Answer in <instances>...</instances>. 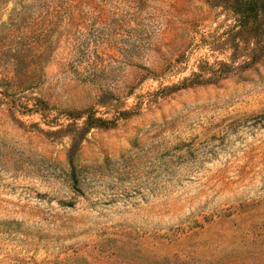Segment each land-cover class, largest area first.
<instances>
[{
    "label": "rangeland",
    "instance_id": "rangeland-1",
    "mask_svg": "<svg viewBox=\"0 0 264 264\" xmlns=\"http://www.w3.org/2000/svg\"><path fill=\"white\" fill-rule=\"evenodd\" d=\"M11 22L45 54L0 105V264H264V48L215 47L222 0H0ZM201 60L233 69L183 84Z\"/></svg>",
    "mask_w": 264,
    "mask_h": 264
},
{
    "label": "trees",
    "instance_id": "trees-1",
    "mask_svg": "<svg viewBox=\"0 0 264 264\" xmlns=\"http://www.w3.org/2000/svg\"><path fill=\"white\" fill-rule=\"evenodd\" d=\"M222 1L224 7L235 14V23L229 30L216 38L214 37L212 43L215 47L230 43L235 52V57L249 52L250 58L241 65L243 67L256 63L264 48L262 42L264 37V0ZM27 27L28 24L17 25L11 22L0 30V43L5 44V47H0V61L10 57L13 66L11 74L7 75L8 77L0 78V105H7V109L12 114H15L16 106H18L17 97L21 96V93L33 92L41 84L39 79L36 80L35 69L31 65L43 59L45 52L39 55L28 54L27 51H29L31 45L25 39V28ZM46 27H50V24H47L45 29ZM99 40L112 43L111 38L108 36H101ZM97 57L99 56L97 55ZM97 57H94V59ZM82 59L83 57L78 60L82 61ZM94 59L89 64L90 66L98 62ZM231 69H233V66L224 61L209 63L201 60L198 64V70L194 71L191 77L186 78L182 83L188 86L215 83ZM97 71L95 69L93 74L97 75ZM34 101L38 102L39 98L34 97ZM34 105L37 107L38 103ZM97 121H99L97 117L89 116L88 126Z\"/></svg>",
    "mask_w": 264,
    "mask_h": 264
}]
</instances>
